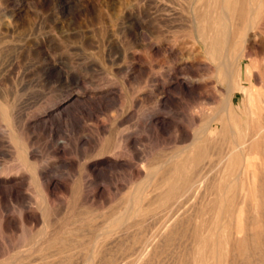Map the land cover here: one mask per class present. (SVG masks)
Masks as SVG:
<instances>
[{"label": "rangeland", "instance_id": "obj_1", "mask_svg": "<svg viewBox=\"0 0 264 264\" xmlns=\"http://www.w3.org/2000/svg\"><path fill=\"white\" fill-rule=\"evenodd\" d=\"M191 5L192 0H0L1 33L27 36L31 43L6 42L0 57V264H58L53 254L47 261L39 252L49 235L82 241L88 229L111 225L145 186L146 203L152 197L147 188L153 184L145 178L149 156L178 152L183 144L173 143L177 124L186 128L191 114L209 112L187 89V109L180 100L179 84L203 78L206 65L213 64L192 53L182 57L175 47L195 35L180 22L193 17ZM241 101L237 94L235 104ZM128 136V150L140 151L133 160L136 172L119 147ZM25 144L33 151L31 170L21 164ZM221 157L208 159L217 181ZM216 196L212 189L189 208L211 217ZM169 206L146 205V224L157 227ZM190 240L188 230L171 242L169 254L158 253L150 264H188ZM116 244L107 246V257L120 255ZM70 254H64L69 264H81L82 254ZM136 255H123L119 264Z\"/></svg>", "mask_w": 264, "mask_h": 264}, {"label": "bare ground", "instance_id": "obj_2", "mask_svg": "<svg viewBox=\"0 0 264 264\" xmlns=\"http://www.w3.org/2000/svg\"><path fill=\"white\" fill-rule=\"evenodd\" d=\"M191 10L193 17L180 22L192 28L195 35L175 47L182 57L192 53L197 60L208 59L213 64L206 65L203 78L185 79L184 86L179 84L180 100L187 109V89L195 96L197 106L208 107L209 112L191 114L187 119L182 116L187 126L177 124L179 133L173 142L183 144L178 152L167 158L162 155V159L159 154L149 156L151 167L145 176L153 184L147 188L152 195L149 204L145 186L130 197L125 212L113 220V227L112 223L104 229H88L89 233L83 235L86 241L82 239L85 242L49 235L40 245L43 259L53 254L58 264H69L71 258L64 254L73 252L71 257L82 254L81 264H119V258L134 251L138 257L128 264H150L158 253L164 256L171 242L189 230L194 250L187 259L188 264H264V0H192ZM1 31L0 57L6 42L19 40L23 46L27 41L30 43L27 36V39L8 34L5 37L6 33ZM245 86H248L246 93ZM237 94L243 97L239 105L234 102ZM12 119L15 123L14 116ZM131 138L126 137L119 147L122 144L126 163L136 172L138 168L133 160L140 151L128 150ZM224 144H232L233 148L226 149ZM22 152V167L31 170L29 159L33 151L25 144ZM213 154L222 155L216 166L220 169L218 181L212 178L214 169L208 166ZM39 175H33L32 179L36 181ZM212 189L217 190V196L212 201L211 217H202V211L198 213V209L189 208L192 201ZM42 193L49 203L48 185L42 187ZM190 196L192 199H187ZM154 203L170 206L159 218V225L150 227L146 224V205ZM66 234L63 236L67 237ZM123 237L129 239L122 242ZM115 243L120 255L107 257V246Z\"/></svg>", "mask_w": 264, "mask_h": 264}]
</instances>
